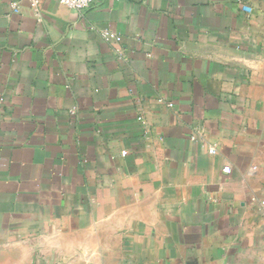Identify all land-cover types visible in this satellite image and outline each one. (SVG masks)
Wrapping results in <instances>:
<instances>
[{"label":"crops","instance_id":"obj_1","mask_svg":"<svg viewBox=\"0 0 264 264\" xmlns=\"http://www.w3.org/2000/svg\"><path fill=\"white\" fill-rule=\"evenodd\" d=\"M261 198L264 0H0V264H264Z\"/></svg>","mask_w":264,"mask_h":264},{"label":"built area","instance_id":"obj_2","mask_svg":"<svg viewBox=\"0 0 264 264\" xmlns=\"http://www.w3.org/2000/svg\"><path fill=\"white\" fill-rule=\"evenodd\" d=\"M24 1L28 2L31 5H37L39 2V0H24ZM55 1L57 3L65 6V7H67V8L75 9L77 11H84V10L88 9L93 3V0H55ZM13 7L16 11H18L19 10V2H15L13 4ZM245 8H246V11L250 10L248 7H245ZM103 36L106 38H112L113 37V35L111 33H107V32L104 33ZM209 152L213 153V149H210ZM223 171L225 173L229 172V167H227V166L224 167ZM258 204L264 210V198L259 199Z\"/></svg>","mask_w":264,"mask_h":264}]
</instances>
